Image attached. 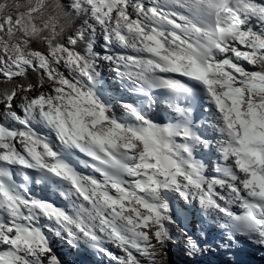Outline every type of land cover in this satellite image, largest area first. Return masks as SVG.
<instances>
[{"label": "snow or ice", "instance_id": "6c2138e0", "mask_svg": "<svg viewBox=\"0 0 264 264\" xmlns=\"http://www.w3.org/2000/svg\"><path fill=\"white\" fill-rule=\"evenodd\" d=\"M177 241L264 250V0H0V264Z\"/></svg>", "mask_w": 264, "mask_h": 264}, {"label": "bare ground", "instance_id": "6f19581e", "mask_svg": "<svg viewBox=\"0 0 264 264\" xmlns=\"http://www.w3.org/2000/svg\"><path fill=\"white\" fill-rule=\"evenodd\" d=\"M184 245H185V244H184ZM184 245L180 247V251H181V250H185V249L183 248ZM249 248H250V247H249ZM172 254H173V256H174V259L177 260V259H176V258H177V257H176V252H175L174 250H172ZM175 260H174V261H175ZM179 260L182 261V257H181L180 255H179ZM175 263H176V262H175Z\"/></svg>", "mask_w": 264, "mask_h": 264}]
</instances>
